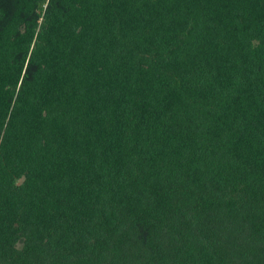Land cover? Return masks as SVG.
Wrapping results in <instances>:
<instances>
[{"label":"trees","instance_id":"obj_1","mask_svg":"<svg viewBox=\"0 0 264 264\" xmlns=\"http://www.w3.org/2000/svg\"><path fill=\"white\" fill-rule=\"evenodd\" d=\"M0 264H264V0H0Z\"/></svg>","mask_w":264,"mask_h":264}]
</instances>
